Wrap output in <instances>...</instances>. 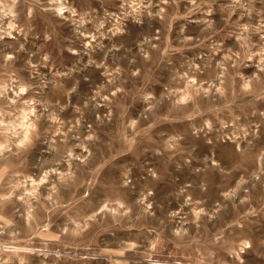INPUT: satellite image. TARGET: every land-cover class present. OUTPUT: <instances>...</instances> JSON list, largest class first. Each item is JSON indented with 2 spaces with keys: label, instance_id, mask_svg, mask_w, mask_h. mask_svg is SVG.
Masks as SVG:
<instances>
[{
  "label": "rangeland",
  "instance_id": "1",
  "mask_svg": "<svg viewBox=\"0 0 264 264\" xmlns=\"http://www.w3.org/2000/svg\"><path fill=\"white\" fill-rule=\"evenodd\" d=\"M0 264H264V0H0Z\"/></svg>",
  "mask_w": 264,
  "mask_h": 264
},
{
  "label": "bare ground",
  "instance_id": "2",
  "mask_svg": "<svg viewBox=\"0 0 264 264\" xmlns=\"http://www.w3.org/2000/svg\"><path fill=\"white\" fill-rule=\"evenodd\" d=\"M9 26V25H8ZM13 35V34H12ZM189 91V90H188ZM189 93V92H188ZM190 96V95H189ZM29 128V127H28ZM27 130H29V129H27ZM26 137H27V135H26ZM27 138H29V137H27ZM2 144V143H1ZM2 146V145H1ZM44 181V180H43ZM33 208V207H32Z\"/></svg>",
  "mask_w": 264,
  "mask_h": 264
}]
</instances>
